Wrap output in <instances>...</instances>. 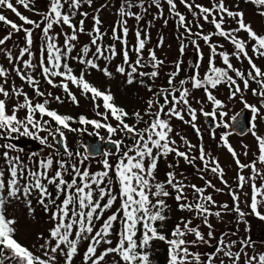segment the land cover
<instances>
[{"label":"snow or ice","instance_id":"6c2138e0","mask_svg":"<svg viewBox=\"0 0 264 264\" xmlns=\"http://www.w3.org/2000/svg\"><path fill=\"white\" fill-rule=\"evenodd\" d=\"M93 3L94 0H47L46 10L38 12L35 0H0V9L9 10L21 21L17 24L0 11V24L8 26L6 34L0 38V56L8 64L5 67L0 63V264H74L82 243H86L82 264H154V241L167 245L166 264H264V250H259L256 241L248 235V217L264 222V136L258 134L256 123L258 119H264L261 115L264 110V67L256 63L257 59H264V27L258 33L252 22L246 21L245 13L230 8L226 0H209V5L197 0H179V4L177 0H118V6L107 0L93 9L92 27L86 30L85 21L90 14L81 9L85 5L92 8ZM244 3L255 7V15L264 17V0H244ZM18 6L36 13L40 19L23 15ZM179 6L191 15V20ZM236 8H239L238 4ZM104 9L115 10L110 35L112 42L108 44L104 39L109 33L101 31L103 21L99 15ZM149 15L151 20L141 27V21ZM77 16L81 17L78 23L74 22ZM169 18L175 24L180 56L183 57L191 46L196 60L189 61L193 73L179 80L177 77L184 62L176 60L174 70L167 74V86L154 88L165 64L155 49L163 47L164 38L161 36L154 47H148L151 41L149 28L156 20H163L167 26ZM129 19L136 22L133 29L129 27ZM201 21L212 25L214 30L205 33ZM229 22L235 27H226ZM57 27L59 32L55 31ZM37 30L38 39L42 41L39 44L35 35ZM20 32L24 34L23 46L14 43L18 49V53H14L7 47V42ZM130 32L135 39L131 47ZM241 33L246 34V39L240 36ZM81 35L89 37L82 45ZM214 37L223 39L233 51L226 50L224 43L213 42ZM201 41L209 50L202 75L200 69L204 66L205 55ZM117 56H122V62L113 72L110 65ZM217 58L222 66L217 65ZM233 59L241 65L246 61L247 69L237 68ZM72 61L82 66L78 75ZM100 61H104L103 67ZM91 70L102 73L108 80L115 79L114 73L119 74L124 77V84L138 83L147 89L151 96L146 107L130 114L125 107L115 103L110 87L102 90L86 78ZM37 72L49 86L61 88L74 104L79 101L70 85L81 95L90 97L99 119L81 115L77 122L81 126L105 129L114 151L100 153L93 146L84 147L83 151L69 148L66 133L87 129L73 128L74 117L50 107L53 101L64 103V98L41 91ZM16 78L43 100L34 101L22 86L16 85ZM252 83L256 87H252ZM220 86H227L228 100L239 97L243 104V109L231 117L227 111H217L226 108L225 103L214 95ZM201 89L212 111H205L203 100H195L193 90ZM248 91L258 98L259 107L248 103L245 98ZM193 100L199 108L193 107ZM101 107L103 111H100ZM245 110L251 113L247 131L256 142L255 158L247 163L241 161V154L230 144L232 132L227 131L240 126V117L245 115ZM20 112H24L23 117ZM199 115L217 121L211 131L213 139L216 129H226L220 134L219 143L232 156L238 169L235 188L224 179V168L219 160L207 152L202 143L192 144L172 125L173 119L179 120L202 139L197 125ZM225 117H228L227 121ZM130 118L135 123H128ZM117 134L129 138L130 144H125L124 139H113ZM174 134L179 136L180 143L173 138ZM240 134H244L243 130ZM22 138L37 141L41 149L21 155L25 149L14 141ZM243 147L242 154L248 156V146ZM44 148L49 151L45 153ZM197 152L198 155H194ZM97 154L101 157L98 163L102 167L93 172L85 165ZM169 155H174L176 162L168 164L166 179L161 181L158 179L159 161ZM112 156L116 157L114 162L110 159ZM179 159L197 168L204 187L186 183L187 177L183 173L177 174L175 169ZM197 160L202 166L196 164ZM245 170L248 175L244 174ZM209 172L228 189L231 204H218L212 194H206L207 188L216 193L223 192L206 179ZM50 186L55 189V194ZM189 188L191 199L186 191ZM33 198L51 224L46 229L47 236L43 232L36 235L40 255L16 238L22 230L17 208L23 205L27 214L34 217ZM169 198L191 217L180 218L171 230V238L163 231L169 219L166 213L171 210L167 203ZM241 203L248 208L247 212L241 208ZM231 213H235L237 223L245 224L246 235L240 236L237 229L217 237L209 218L214 216L222 220L225 214ZM194 219L201 223L193 225ZM201 226L208 229L206 234L201 231ZM189 236L192 239H188ZM41 240L44 242L39 243Z\"/></svg>","mask_w":264,"mask_h":264},{"label":"rangeland","instance_id":"374dc122","mask_svg":"<svg viewBox=\"0 0 264 264\" xmlns=\"http://www.w3.org/2000/svg\"><path fill=\"white\" fill-rule=\"evenodd\" d=\"M207 2L208 0H203ZM107 0H94L92 8H89L87 5H85L81 11H87L89 12V17L85 21V29L90 30L92 27V19L91 15L93 14V9L94 8H99L100 5L105 4ZM178 2V1H177ZM112 3L118 6V0H112ZM228 3L231 6H236L237 4L239 7L243 6V8L250 13L251 9H255V7L251 4H246L244 2H239L237 0H228ZM46 5H47V0H35V8L37 9L38 12H42L46 10ZM19 7V6H18ZM19 10L21 13L25 16H28L29 18L33 20H39L40 17L36 13L29 12L25 10L23 7H19ZM9 19L13 20L17 24H20L21 21L9 10L7 9H0ZM114 9H104L103 11L100 12V18L103 21V26L101 28V31L108 32L109 35L105 37L104 43L108 44L111 43L110 35H111V26L114 23L115 20V15H114ZM155 12V9L152 10ZM165 16H168L167 13V8L165 7ZM151 16H147L145 20L141 21L140 26L143 27L147 24L148 20H151ZM79 19L81 17L77 16L74 20V22L78 23ZM264 19V18H263ZM172 18H169V23L167 26L164 25L163 20H156L153 22V26L149 28L150 34H151V41L148 44V47H154L159 40L161 36L164 38V44L162 48H156V54L158 57L162 58L165 61L164 66L162 67L160 71V77L156 79L154 88H158V86H161L165 83V74L167 70L169 69V65L171 64L168 55L169 48L176 46L175 40L170 37L169 34V27L172 25ZM201 23H203L201 21ZM130 29H133L136 26V22L132 19H129L128 21ZM3 24H0V38L5 34V31L2 32V30H7L8 27L3 28L1 27ZM67 30V29H65ZM56 32H59L60 29L59 27L55 28ZM36 37H37V44L42 43V41H39V30L36 32ZM23 37L24 34L23 32H20L19 34H16L13 36V39L7 42V47L11 48L14 53H18V49L14 47V43L18 44L20 46H23ZM89 40V37L87 35H81L80 36V42L81 45L83 43H87ZM129 46L133 45L135 43L134 35L130 32L129 35ZM63 37H60V43L62 44ZM117 49L119 50V44H117ZM36 51V48L33 49ZM78 51V49H77ZM94 51V49H93ZM76 53L74 52L73 55ZM145 56H147L145 52ZM27 58V57H25ZM132 59H135V56L132 55ZM122 62V59L120 56H117L111 63L110 65V70L114 72L115 66L117 64H120ZM0 63L4 64L5 67H7V62L3 56H0ZM72 64V67L76 74H79V71L82 69L81 65H78L75 61L70 62ZM101 67L104 66V61H100ZM167 67V68H166ZM146 70H151V69H146ZM115 79L113 80H108L105 78L102 73L91 70L90 74L86 76V78L95 84L96 86L100 87L102 90L104 88L110 87L112 93L115 96V103L119 106L125 107V109L131 114L132 112L136 110H143L144 107H146V101L147 99L150 98L151 93L147 91V89L141 87L138 83L133 84L131 86H128L123 83L124 77H121L119 74H115ZM37 80L40 81V89L41 91H44L45 93L47 92H52L54 96L59 95L62 98H64V103L58 104L55 101H53L50 104V107L53 109H56L60 114L64 115H70L74 117V120L71 122V126L73 128H86L87 131L83 132H67V144L69 148L73 151H83V145L85 143V140H89L90 142H95L99 141L100 144L102 145L101 147V153L104 151H114L113 148L110 145H106V141L100 137V135L104 134L106 132L105 129H94L91 125L87 126H81L77 121L79 119V116L84 115L85 117L89 119H99L95 115V109L93 107V103L90 99V97H86L81 95L80 91L75 87L71 86L72 92L77 96L79 103L74 104L72 103L69 99L65 97V94L63 93L62 89L57 87V88H52L49 86L45 81H43L42 77L39 75L37 72L36 74ZM58 82V78H57ZM15 83L17 86H22L24 90L28 93V95L34 100V101H42V97H36L33 93L32 88H30L26 83L20 81L18 78L15 79ZM110 84V85H109ZM247 101L250 102H257L258 98L255 96H247L245 97ZM231 100H226L225 105L229 104ZM233 100V104H234ZM100 111H103V108L101 107ZM19 115L21 117L24 116V112H20ZM188 118V117H185ZM145 119H148V117H145ZM113 124H115V121H111ZM128 123L133 124L135 123V120L130 118ZM172 125L176 129V132H179L183 136H185L192 144L194 145H199L202 143L206 149L207 152H209L212 156H215L221 166L224 168V179L227 180L228 184L235 188L236 185V176H237V167L233 161V158L229 153L226 152L223 148H221L216 141V138L213 139V137L209 136L207 134V130L204 131L202 139L201 138H194L192 133H191V127L188 125L183 124L181 121L173 119L172 120ZM140 127H143V124L139 125ZM97 133H99L97 135ZM258 133H262V130H259ZM41 135H46V133H41ZM113 139H124L125 144H130V139L127 137H124L123 134H117L116 136L112 137ZM173 138L177 140L178 143H180V138L177 135H173ZM234 139V140H233ZM232 143L237 149V153L241 154L240 159L242 162H249L252 159L255 158L256 154V142L255 140H250V136H246L244 138H233ZM2 142V141H0ZM244 145L248 146L249 149V154L248 156H244L242 153L244 152ZM19 146L21 147L22 145L19 143ZM42 146L39 148H33V147H28L25 150V153H21V155H25L28 152H33V151H39ZM45 153L49 151V149L44 148L43 149ZM181 150H184L182 147ZM194 155H198L197 153H194ZM100 155L96 157H92L90 161L85 165V166H90L91 171L95 172L97 170H100L102 167L98 161L100 160ZM110 159L114 162L116 157L112 156ZM176 158L174 155H169L167 158H161L159 161V172H158V179L163 181L166 179L165 173L169 170L168 169V164L170 163H175ZM196 164L198 166L200 165V161L197 160ZM176 172L179 175L180 173H183L184 176L187 177L186 183L190 184H196L197 186L204 187V180H201L199 178V173L197 172V168L194 166H190L187 163L184 162L183 159H179L178 161V167H176ZM54 171V170H53ZM245 175H248L249 172L248 170H245L244 172ZM67 179H70V177H66ZM206 179L211 180L212 183L217 187L223 189V192L221 193H216L214 189L212 188H207L206 189V194H212L214 196V199L217 201L218 204H224L228 203L231 204V198L227 194L228 189L220 182V179L217 176H214L212 173H207L206 174ZM50 190L55 194V189L50 186ZM247 190V189H246ZM189 194V197L191 199V189L186 190ZM168 205L170 206V211L166 213V215L169 217V219L165 222V228L163 231L165 232L166 235L170 237V233L172 228L179 223L180 218L183 217L185 219L191 218L189 216V213L186 211H181L179 210L176 202L174 201L173 198H169L167 200ZM33 205L35 207V213L34 217L29 216L27 214V210L23 205H20L17 208L16 215L19 218L20 221V226L22 230L17 234L16 238L23 244L27 245L33 252H35L37 255H40V252L38 250V243L36 242V235L40 232H43L45 236H47V231L49 227H51V224L48 223V216L47 214L44 213L43 209L36 204L35 198H33ZM117 207L119 206L117 202ZM241 208L244 211H248V208L245 206L244 203H241ZM115 210V209H113ZM11 211V210H10ZM110 213H106L108 215ZM105 215V218H106ZM210 222L213 225V228L215 229V234L217 237L220 236L221 233L225 232H232L236 231L238 229L239 235L244 236L246 235L245 233V224L244 223H237L236 221V216L235 213L231 214H225L223 216V219L220 220L216 217H210ZM250 220V233L248 235L251 236V238L256 241L257 248L259 250H264V222H261L258 219H255L253 217H248ZM201 221L198 219L193 220V225L200 224ZM157 227H159V222L157 223ZM201 231L203 233H207L208 229L204 226H201ZM188 239H192L191 236L187 237ZM235 239L236 237H232ZM44 241L41 240L39 243H43ZM215 243V241H213ZM35 245V246H34ZM153 252L154 255L152 257L154 264H166V257H167V245L164 242L161 241H154L153 242ZM86 249V243H82L80 247V255L76 256L74 258V264H82V254L83 251ZM202 251L204 249H201ZM211 250V249H209Z\"/></svg>","mask_w":264,"mask_h":264},{"label":"flooded vegetation","instance_id":"af4514ba","mask_svg":"<svg viewBox=\"0 0 264 264\" xmlns=\"http://www.w3.org/2000/svg\"><path fill=\"white\" fill-rule=\"evenodd\" d=\"M178 4H179V0H177ZM239 2H244V0H237ZM198 3H202L204 5H209V0L207 2L203 1V0H197ZM226 4L232 8L233 10H241L245 13V19L246 21H251L252 22V26L253 28L258 32V33H261V29L262 27H264V17H260V16H257L255 15V9H251L250 10V13L248 11H246L243 6L239 7L238 9L236 8V6H231L229 3H228V0H226ZM179 10L182 12V13H185L187 16H188V19L191 20L192 17L190 14H188L186 12V10L183 8V6H179ZM172 25L169 27V34H170V37H172L175 42H176V46L174 47H170L169 48V52L168 55H170L169 57V60L171 62V64L169 65V69L167 70L166 74H165V83L161 86H158L159 87H166L167 86V74L171 71L174 70V62L178 59H182L183 60V66H182V70L180 71L178 77H177V80L179 79H186L188 76H190L192 73H193V68L192 66L189 64V61H195L196 60V55L193 51V49L191 48V46L187 49V52L186 54L181 57L180 54H179V42L178 40L176 39V30H175V24H174V21L172 19ZM203 22V21H202ZM204 23V22H203ZM228 26H231V27H235V24L234 23H231L229 22L228 25H226V27ZM1 27L3 28H6L8 26L6 25H2ZM213 26L210 25V24H207V23H204V32L207 33V32H211L213 31ZM5 31V34H6V30H2V32ZM181 31H183L181 29ZM193 31H196V29L194 28ZM1 33V32H0ZM264 34V33H262ZM240 36L242 38H245L246 39V34L245 33H241ZM129 39V37H128ZM216 41H219L220 43H224L225 45V49L228 50L229 52L233 51L231 45H229L228 43H226L225 41H223V39L221 38H218V37H214L213 38V42H216ZM201 48L203 49V52H204V55H205V60L203 62L204 66L200 69V72H201V75L203 74V72L206 70V66H207V56L209 54V50L208 48L203 44V42L201 41ZM120 47V45H119ZM249 50H250V45H249ZM147 54V53H146ZM251 54V52H250ZM158 56V55H157ZM120 58L122 59V56H120ZM160 58V57H159ZM162 59V58H161ZM232 63L237 67V68H240L241 70H246L247 69V62L245 61L243 63V65H241V63L239 61H236L235 59L232 60ZM256 63L261 66V67H264V59H257L256 60ZM217 65L218 66H222V62L219 60V58H217ZM8 67V65H7ZM167 68V67H166ZM234 75V74H233ZM110 85V84H109ZM188 87H190V85H186ZM252 87H256V84L255 83H252ZM214 95L217 96V98L221 99L224 103L226 102V100L228 99V88L227 86H220L217 90L214 91ZM193 96L195 98V100H203L204 104V109L205 111H212V106L209 102H207L206 100V97L204 96V92L203 90H193ZM247 96H253L251 91H248L245 93V97ZM256 97V96H255ZM195 100H193V107H196V108H199L200 105L196 104L195 103ZM162 102V101H161ZM234 104H233V100L230 101L229 104L226 105V108L224 109H218L217 111H227L228 112V117H231L232 115H234L235 113L237 112H240L241 109H243V104L240 102L239 100V97H237L236 99H234ZM249 104H256L258 107H259V103H258V100L257 102H250L248 101ZM245 113H246V116H247V119L250 118L251 116V113L248 112L247 110H245ZM262 116H264V110H262V113H261ZM187 117V116H186ZM228 117H225V120L227 121L228 120ZM187 119V118H186ZM219 119V116H217V120ZM246 119V121H247ZM217 121L214 120L212 117H204L203 115H199L198 116V121H197V125L200 129V132H201V135L203 136V132L207 130V134L209 136L212 137L211 135V131L212 129L214 128L215 126V123ZM257 123V132L259 130H262V133H258L262 136H264V119H258L256 121ZM216 131V141H217V144L220 146V143H219V136L222 132L226 131V129H224L223 127L221 128H218L215 130ZM227 131H230L232 132V134L229 136V142L230 144L235 148V146L233 145L232 143V139L233 138H244L246 136H250V140H255L254 137L249 133L247 132L245 135L241 136V135H238L237 133H235L232 129H227ZM191 133L193 135V137L195 138H200L196 135L195 131L191 128ZM234 140V139H233ZM221 148H223L224 150H226L224 147L220 146ZM227 152V150H226ZM228 153V152H227ZM232 157V156H231ZM221 182V181H220Z\"/></svg>","mask_w":264,"mask_h":264},{"label":"water","instance_id":"95a60500","mask_svg":"<svg viewBox=\"0 0 264 264\" xmlns=\"http://www.w3.org/2000/svg\"><path fill=\"white\" fill-rule=\"evenodd\" d=\"M243 117V116H242ZM242 117H240V120H241V124H240V126H238V127H236V128H234V130L235 131H237V133L238 134H240V132H241V130H243V132H244V134L246 133V131H247V128H246V124H245V116H244V118H242ZM241 135V134H240ZM107 138H108V134H104L103 136H102V139H104L105 141H106V145H110L112 148H113V150H114V145H112L109 141H107ZM87 146H93V147H95L96 149H98L99 150V152L101 153V147H102V145L100 144V142L98 141H95V142H90L89 140H85V143H84V145H83V148L84 147H87ZM98 155V154H97ZM97 155H94L93 157H95V156H97Z\"/></svg>","mask_w":264,"mask_h":264},{"label":"trees","instance_id":"16d2710c","mask_svg":"<svg viewBox=\"0 0 264 264\" xmlns=\"http://www.w3.org/2000/svg\"><path fill=\"white\" fill-rule=\"evenodd\" d=\"M72 125V124H71ZM14 142H16V143H20L22 146H21V148H23V149H27L28 147H33V148H39L40 147V145L38 144V142L37 141H35V140H33V139H30V138H22L21 140H19V141H14ZM18 239V238H17ZM23 244V243H22ZM23 245H25V244H23ZM25 246H27V245H25ZM28 247V246H27Z\"/></svg>","mask_w":264,"mask_h":264}]
</instances>
